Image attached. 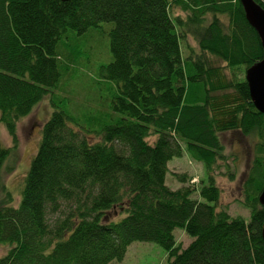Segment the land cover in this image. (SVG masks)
Wrapping results in <instances>:
<instances>
[{
	"label": "trees",
	"instance_id": "16d2710c",
	"mask_svg": "<svg viewBox=\"0 0 264 264\" xmlns=\"http://www.w3.org/2000/svg\"><path fill=\"white\" fill-rule=\"evenodd\" d=\"M102 22L114 23L113 60L100 72L117 83L112 109L124 118L87 131L53 103L14 205L2 168L17 153L18 121L58 87L69 31ZM263 57L242 0H0V123L12 138H0V243L11 246L0 264H108L133 241L159 243L167 264H264V112L246 79ZM235 130L257 138L243 186L249 219L220 205L214 173L227 160L221 133ZM186 153L206 175L196 184L176 174L174 189L169 162ZM178 227L193 238L186 247Z\"/></svg>",
	"mask_w": 264,
	"mask_h": 264
},
{
	"label": "rangeland",
	"instance_id": "374dc122",
	"mask_svg": "<svg viewBox=\"0 0 264 264\" xmlns=\"http://www.w3.org/2000/svg\"><path fill=\"white\" fill-rule=\"evenodd\" d=\"M171 13L183 18L187 15L181 6L174 2ZM212 16L211 11L206 12L209 21ZM221 17L226 19L224 15ZM113 26V22H102L99 27H92L82 35L69 31V37L62 41V75L58 87L35 105L27 116L18 121L17 153L9 154L3 164V182L6 190L13 196L12 204L18 205L20 201L24 179L41 142L42 126L54 110L53 103L60 105L74 117L79 128L87 131L97 130L102 124L117 123L124 118L123 114L112 109V100L119 94L117 83L100 72L102 66L108 65L113 60L110 40ZM187 40L195 51H199L198 43L193 37L187 36ZM182 47L184 54H188L189 50L185 43ZM69 55L72 56L70 63ZM211 57L214 65L225 66V62L214 56ZM223 70L224 75H230L228 72L230 69L223 68ZM0 138L3 145H12V138L3 123H0ZM221 139L227 160L219 161L214 171L216 182L221 189L219 203L227 208L231 215L241 214L249 219L250 209L244 204L243 186L255 156L254 144L257 138L235 130L221 133ZM183 173L188 174L192 181L197 180L196 184H200L206 175L204 164L194 160L187 153L169 162L167 184L174 189L182 185L176 174ZM4 197L5 192L2 191L0 199ZM194 197L200 198L196 193ZM117 215L115 211L110 212L109 218L116 219ZM173 233L177 244L183 247L193 239L183 228H175ZM10 247L9 244L0 243V257L5 255ZM168 257L167 250L155 241H133L128 246L123 259L112 260L108 264H167Z\"/></svg>",
	"mask_w": 264,
	"mask_h": 264
},
{
	"label": "water",
	"instance_id": "95a60500",
	"mask_svg": "<svg viewBox=\"0 0 264 264\" xmlns=\"http://www.w3.org/2000/svg\"><path fill=\"white\" fill-rule=\"evenodd\" d=\"M66 1V0H63ZM246 17L258 31L264 47V8L255 0H242ZM251 99L254 105L264 112V57L246 72ZM260 202L264 205V187L259 195ZM264 239V225L262 229Z\"/></svg>",
	"mask_w": 264,
	"mask_h": 264
}]
</instances>
